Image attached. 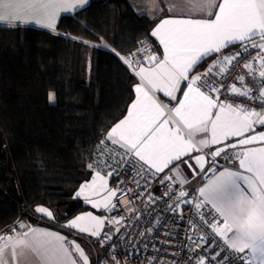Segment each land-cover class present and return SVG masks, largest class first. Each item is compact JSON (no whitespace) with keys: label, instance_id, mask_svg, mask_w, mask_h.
<instances>
[{"label":"snow or ice","instance_id":"6c2138e0","mask_svg":"<svg viewBox=\"0 0 264 264\" xmlns=\"http://www.w3.org/2000/svg\"><path fill=\"white\" fill-rule=\"evenodd\" d=\"M87 2L0 0V22L14 24L35 20L42 27L55 31L56 18L62 11L83 8ZM199 7L201 10L208 9L207 15H214V19H165L151 32L150 35L163 48L162 59L152 54L146 46H142L143 54L139 56L133 53L123 57L116 53L124 64L133 68L140 83L135 86V100L126 118L108 132L107 141L118 145L123 151L119 153L120 159L116 165L112 164L111 159L105 161L109 168L106 175L111 177L118 174L116 169L119 165H126L130 159L142 162L141 168L146 167L153 175L163 173L170 165L173 168H169V171H173L176 167L174 162H181L191 168L199 166L203 172L206 156L192 157L191 153L219 145L210 153L215 160L229 149H243L232 153L239 161L242 172L225 169L214 174L199 189L202 203H197L195 207L200 209L208 204L222 218V225L214 218L209 226L226 246L223 250L230 249L239 255L247 249L249 256H239L243 264H264V146L247 147L255 143L264 145V131L257 135H246L254 131V125L264 126V110L256 111L228 103L227 100L221 101L220 87L210 78L223 76L241 56V50L220 55L229 45L239 42L243 52H249L250 48L257 49L253 61L258 60L260 65L261 85L258 91L254 94L247 85L243 88L232 85L230 92L253 102L258 99L264 106V0H222L218 5L215 0H203ZM213 8H218V11L213 13ZM213 56L216 61L203 73H197L199 64ZM243 67L255 76L252 62L244 63ZM238 80L244 84L243 76L238 77ZM184 82L186 84L182 88ZM156 93H163L170 101H177L176 106L169 108L167 104L161 103ZM178 93L182 98L178 99ZM54 98V94L50 93L49 100ZM201 133L205 135L197 139ZM233 137L240 139L228 143ZM101 143L103 145L106 142ZM103 151L102 147L101 154ZM183 157L194 159L195 165ZM173 178L183 186L184 181L180 180L178 170L175 177L165 174L159 178L164 184L165 195L170 190L167 181ZM118 191L109 189L107 180L97 171L93 180L82 185L75 195L77 198L82 197L95 209L110 210L116 207L112 203L113 198H120L117 196ZM187 195L185 191L179 192L180 198ZM93 196H99L100 199H93ZM180 203L187 204L190 201L181 200ZM176 207L181 213L184 211L179 203ZM36 211L52 217V212L43 207H37ZM201 219H204L203 215ZM104 222L88 213L73 219L68 226L98 237ZM105 238L110 237L106 234ZM64 240L58 234L36 229L25 231L19 238L0 237V241H3L0 244V264H9L6 259L8 248L11 249L13 262L17 261L18 254L31 250L40 257L42 264H78L73 258L74 251L83 264H89L79 245L73 244L70 249ZM217 256L220 253H216L213 259ZM221 259L225 257L221 256ZM200 264H205L204 258H201Z\"/></svg>","mask_w":264,"mask_h":264},{"label":"trees","instance_id":"16d2710c","mask_svg":"<svg viewBox=\"0 0 264 264\" xmlns=\"http://www.w3.org/2000/svg\"><path fill=\"white\" fill-rule=\"evenodd\" d=\"M90 1L56 31L0 26V234L38 224L37 207L62 226L91 210L75 194L91 179L95 146L127 115L138 83L116 53L127 57L148 41L161 54L150 35L157 20L126 0ZM234 47L228 51L242 45Z\"/></svg>","mask_w":264,"mask_h":264},{"label":"built area","instance_id":"2783aa9c","mask_svg":"<svg viewBox=\"0 0 264 264\" xmlns=\"http://www.w3.org/2000/svg\"><path fill=\"white\" fill-rule=\"evenodd\" d=\"M142 46L149 48L152 54L156 52L153 43L142 41L133 53H137L138 56L142 55ZM238 50H241V56L233 62L228 71L223 76L216 75L210 78L220 87L221 101L227 100L228 103L253 108L256 111L264 110V106L258 99L253 102L230 92L232 85L238 88L247 85L255 94L261 85L260 65L258 60L253 61V57L257 55V49L250 48L249 52H243L240 48L220 55L232 54ZM215 61L216 57L206 61L197 73H203ZM248 62L253 63L255 76L250 75L243 67V64ZM240 76L244 77V84L238 80ZM102 141L106 143L102 145ZM102 147L103 154L100 152ZM122 151L104 137L95 146L89 162V166H92L89 167L90 172L96 174L99 171L106 175L109 168L105 161L111 159L112 164L116 165L120 159L119 153ZM236 151L240 149H229L215 160L210 155L207 167L194 191H189L184 186L181 187L180 182L175 178L167 181L170 189L168 195H165L164 184L159 179L163 176L153 175L146 170V167L141 168L142 162L130 159L126 165H119L116 169L118 174L111 176L113 188L119 190L117 196L120 198L112 200L116 207L104 212L105 222L102 233L98 237L83 236L94 248L96 264H200L201 258H204L205 264H243L239 256H249V250L246 249L239 255L230 249L223 250L226 246L209 226L214 218L222 225V218L208 204H204L200 209L195 207L197 203H202L199 189L206 185L221 167L237 165L239 161L232 156V153ZM167 175L174 177L169 173ZM180 191H185L188 195L180 198ZM181 200H187L190 203H180ZM178 203L180 208L184 209L182 213L176 207ZM33 214L41 223L47 222L44 217L35 212ZM49 223L52 224L53 221ZM53 224L65 228L62 225ZM23 233L22 227H14L1 233L0 237L19 238ZM106 234L110 238L106 239ZM201 237L205 239L202 240ZM2 243L3 241H0V244ZM216 253H220V256L213 259ZM221 256L225 259L222 260ZM228 257L231 259H227Z\"/></svg>","mask_w":264,"mask_h":264},{"label":"crops","instance_id":"0c3cea01","mask_svg":"<svg viewBox=\"0 0 264 264\" xmlns=\"http://www.w3.org/2000/svg\"><path fill=\"white\" fill-rule=\"evenodd\" d=\"M126 1L129 3V5L138 14L148 16L149 18H151L153 20H157L155 27L158 26V24L165 19H189V18H191V19H201V18H203V19H214V15L211 17H209L207 15L208 9L201 10V8L199 7V5L203 3V0H126ZM90 3H91V1L88 0L87 4L83 8H76L75 10H71V11H67V12L62 11L56 18L55 31L58 28L60 21L63 17L75 15L79 11L87 8L90 5ZM215 3L218 5L219 3H222V0H215ZM211 11H213V13H215L216 11H218V8H213V9H211ZM21 25L44 28L40 24L36 23L35 20H30L27 23L17 22L14 24L13 23L0 22V26L14 27V26H21ZM155 27H154V29H155ZM44 29H48V28H44ZM48 30H51V29H48ZM51 31H53V30H51ZM153 38L160 47V50H161L160 51L161 52L160 59H162L163 58V48L159 44V41L156 40L155 37H153ZM239 45H241L239 42H237L233 45H229L228 47H226L225 49L222 50L221 54L229 52L230 50L228 51V49H230L234 46H235L234 48H237L236 46H239ZM155 53H157V51ZM155 53H153V54H155ZM127 57H129V56H127ZM213 57H215V56H213ZM213 57H208V58L204 59L199 64V66L197 67L196 72L198 71L200 66H202V64L204 65V62L209 61ZM130 69L134 72L133 68H130ZM139 83H140V81L138 78L137 84H139ZM184 84H186V82L182 83V88L184 87ZM156 96H157V99L160 100L161 103L167 104L169 108H173L177 104V101H170L169 98L163 96V93H156ZM177 96H178V99L182 98V96L179 93L177 94ZM126 116L122 120H124L126 118ZM262 131H264V126H260L257 124V125H254V131L246 133V135H248V136L257 135ZM107 135L105 136L106 140H107ZM204 135L205 134H203V133L198 134L197 139L203 137ZM238 139H240V138L233 137L227 142L228 143H235ZM115 146L119 147L118 145H115ZM261 146H264V145H261L260 143H255V144L249 145L247 147H261ZM215 147H219V145L212 146L210 148H205V149H203L202 152H200V151L193 152L190 155L192 157L199 156L202 154L205 155L206 160H205V163L203 165L204 170H205V168L207 167L209 158H210V153ZM238 149H240V148H238ZM242 150L243 149H240V151H242ZM182 159L188 160L190 164L195 165L194 159H189V157H183ZM174 165L176 167L173 171H169V168H173V165H170L169 168H166L163 173H160V175L165 176V174L169 173L175 177L176 171L178 170L180 180L184 181L183 186L189 191L196 190L198 185H199L200 177L203 173L199 170V166L191 168V167H188V165L183 164L181 162H174ZM225 169L230 170V171L242 172V170L239 168V162H238L237 165L233 166V167H221L220 170L217 172V174H219V172H221V171H224ZM101 175H103L105 180H107V187L109 189H114L113 185H112V182H113L112 177H109L105 174H101ZM248 175H250V174H248ZM95 176H96L95 173L92 174L91 179L85 183H90ZM92 198L93 199H100L99 196H93ZM78 199H80L83 202V204L85 206L89 207L91 210L86 211V212H82V213L78 214L77 216H75L74 218H72L70 221H68L66 224L63 225L65 227L64 229L61 227L56 228V227H49V226L40 225V224H31L29 222L23 223L21 225L25 226V227H23L24 232L28 231L29 229H36V230L41 231V232H51V233H55V234H58L60 236H63L65 238L64 243L67 247H69L71 249L73 244L79 245V247L81 248V250L84 252L85 256L87 257L89 264H96L97 259H96V256H95V253L93 250L94 248L83 238V236L90 235V234L81 233L78 231V229L70 228L68 225L70 224V222L73 219H75L81 215H86L88 213H91L93 216H96V217L104 220L103 214L106 210L103 208H100V209L93 208L91 206V204L86 203L82 197L78 198ZM43 208H45V207H43ZM45 209H47V208H45ZM47 210H49V209H47ZM35 212L37 213L36 209H35ZM37 214L41 215L44 218L45 217L49 218L48 216L43 215L41 213H37ZM51 219L54 220L53 213H52ZM102 230H103V226L100 230V234L102 233ZM10 252H11V249L8 248L6 250V259H8L9 264H42L40 257L35 252H33L31 250H25L23 252V254H18V258H17L16 262H13L11 260ZM18 252H19V250H18ZM73 258L75 260H77L78 264H83V261L81 260V258L78 256V254H75L74 251H73Z\"/></svg>","mask_w":264,"mask_h":264},{"label":"rangeland","instance_id":"374dc122","mask_svg":"<svg viewBox=\"0 0 264 264\" xmlns=\"http://www.w3.org/2000/svg\"><path fill=\"white\" fill-rule=\"evenodd\" d=\"M108 49H110V50H112V48H111V46L108 44ZM54 97H55V95H54ZM52 101H55V98H54V100H52ZM47 208V207H46ZM47 209H49V208H47ZM50 210V209H49ZM51 211V210H50ZM34 212V211H33ZM52 212V211H51ZM38 213V212H37ZM36 212H35V214H37ZM39 215V214H38ZM41 216V215H40ZM35 218L37 219V217L35 216ZM45 219H47V222L46 223H41L38 219H37V221H38V224H40V225H45V226H49V227H56L57 228V226H55L53 223H56L54 220H52L51 218H47V217H45ZM50 219V220H49ZM49 221H53V223L52 224H50L49 223ZM57 224V223H56ZM94 250V249H93ZM94 253H95V251H94Z\"/></svg>","mask_w":264,"mask_h":264},{"label":"water","instance_id":"95a60500","mask_svg":"<svg viewBox=\"0 0 264 264\" xmlns=\"http://www.w3.org/2000/svg\"><path fill=\"white\" fill-rule=\"evenodd\" d=\"M155 55H157L159 58L161 57L160 54H158V53H155Z\"/></svg>","mask_w":264,"mask_h":264}]
</instances>
